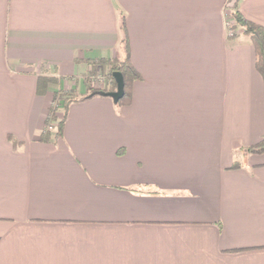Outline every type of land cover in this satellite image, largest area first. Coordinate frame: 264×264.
I'll return each mask as SVG.
<instances>
[{"label": "crops", "instance_id": "0c3cea01", "mask_svg": "<svg viewBox=\"0 0 264 264\" xmlns=\"http://www.w3.org/2000/svg\"><path fill=\"white\" fill-rule=\"evenodd\" d=\"M224 3L0 0V264H264V153L243 150L264 83ZM238 10L264 26V0ZM121 16L129 102H73L40 141L53 94L122 52Z\"/></svg>", "mask_w": 264, "mask_h": 264}, {"label": "trees", "instance_id": "16d2710c", "mask_svg": "<svg viewBox=\"0 0 264 264\" xmlns=\"http://www.w3.org/2000/svg\"><path fill=\"white\" fill-rule=\"evenodd\" d=\"M233 17L235 25L240 27L243 34L247 35L251 41L255 53V68L262 78L264 83V26L246 19L238 10V0L232 2ZM234 26L229 29H234ZM120 30L121 38L120 45L122 47V52H118L113 58H100L98 60L87 61L86 65H93L94 67H100L101 69L109 68V79L113 88L116 89V84L112 74L114 72L121 73L124 82V95L115 105H126L130 100V90L134 81L140 79V75L133 67L130 59V52L127 43V34L124 17L121 16L120 19ZM232 37V35H230ZM88 72H86L83 83L86 88V94L83 97H76L73 93L58 91L53 94L52 97V107H49L48 113L45 119V128L39 135V140L48 142L56 141L63 134L64 120L66 117V112L69 105L76 101H82L88 99L92 96L98 95V92H110L106 88H93L89 81ZM53 78L41 77L39 83L37 84V94H42L48 83L53 82ZM101 96V95H100ZM61 107L63 111L62 119H57L55 113L57 108ZM53 129H49V128ZM245 153L261 154L264 153V136L255 144L243 148ZM238 163L233 164V168L237 167Z\"/></svg>", "mask_w": 264, "mask_h": 264}, {"label": "rangeland", "instance_id": "374dc122", "mask_svg": "<svg viewBox=\"0 0 264 264\" xmlns=\"http://www.w3.org/2000/svg\"><path fill=\"white\" fill-rule=\"evenodd\" d=\"M233 1L234 0H225L224 7H223V16H224V21H225L227 37H231L230 35H232V37H235L236 35L243 33L242 29L236 26L234 22V17L232 15L233 14V9H232ZM234 25H235L234 29L230 30L229 26L232 27ZM88 71H89L88 72L89 81L93 88L95 87L98 89L106 88V90L110 92L115 90L108 76L109 68L101 69L100 67H94L93 65L92 66L89 65ZM52 106L53 104L51 101L50 107ZM55 115L58 120L62 119L63 111L61 107L57 108ZM49 129H53V128L50 127Z\"/></svg>", "mask_w": 264, "mask_h": 264}, {"label": "water", "instance_id": "95a60500", "mask_svg": "<svg viewBox=\"0 0 264 264\" xmlns=\"http://www.w3.org/2000/svg\"><path fill=\"white\" fill-rule=\"evenodd\" d=\"M112 76L116 84V89L107 93L98 92V95L109 97L114 103H117L124 95V82L121 73L114 72Z\"/></svg>", "mask_w": 264, "mask_h": 264}]
</instances>
